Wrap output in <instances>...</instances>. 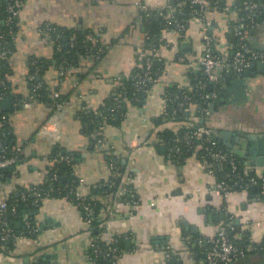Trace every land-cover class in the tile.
<instances>
[{
  "label": "crops",
  "instance_id": "0c3cea01",
  "mask_svg": "<svg viewBox=\"0 0 264 264\" xmlns=\"http://www.w3.org/2000/svg\"><path fill=\"white\" fill-rule=\"evenodd\" d=\"M16 2L19 14L7 57V76L13 94L27 98L29 63L32 59L52 56L53 37L42 32L45 24L84 32L100 31L101 42L107 48L95 60H82L76 67L71 66L64 75L54 64L45 67L40 79L52 88L56 86L57 91L66 96L60 110L36 101L28 107L11 105L12 109L6 111L1 100L9 96L0 97V124H5L19 156L13 166L2 170L0 203L11 196L34 195L36 188L47 180L51 165L49 155L55 145L75 152L74 173L84 179L81 193L94 198L91 188L96 190L111 171L101 148L91 149L78 111H98L115 95L116 87L140 64L147 51L154 56L160 73L143 99L128 103L118 122L104 123L101 128V147L111 148L113 154L122 159L125 171L116 196L102 198L105 203L99 213L100 225L91 227L74 201L44 194L36 204H31L21 219L22 223L33 222L37 233L34 237L16 238L12 248L0 252V264H32L38 257L47 264H92L89 249L93 238L105 243L121 240L115 264H165L166 250L173 256L174 264H197L191 244L197 238H212L223 220L220 214L228 212L232 213L234 221L238 220L234 225L241 229H248L246 219L252 222L253 239L262 241L264 195L256 188L233 191L227 196L215 194L211 188L216 179L207 172L203 162L194 155L180 162L174 160L158 136L162 128L172 126L173 129L177 124L156 122L164 112V88L172 83L189 87V74L201 75L198 59L203 39L197 20H189L183 32L163 28L157 37L158 46L153 48L152 44L144 43L146 22L139 18L138 5L144 3L153 8L151 16L157 17L150 16L149 21L155 22L164 18L165 11L170 12L174 0ZM240 2L226 0L227 11L212 10L206 14L218 35L219 49L232 47L223 31L230 21L239 18ZM246 38L255 48L264 49V19L247 32ZM0 57H3L1 53ZM245 73V96L238 103L220 104L214 111L210 109L206 124L213 130V136L217 132L264 136V71L253 65L239 77ZM254 147V151L260 152L258 146ZM261 152L257 156L264 159V148ZM237 158L250 164L248 159ZM252 166L264 171V164ZM131 194L135 202L128 204L123 196ZM21 221L17 222L18 227ZM256 221L260 224L255 225ZM232 264H264V254L249 253Z\"/></svg>",
  "mask_w": 264,
  "mask_h": 264
},
{
  "label": "trees",
  "instance_id": "16d2710c",
  "mask_svg": "<svg viewBox=\"0 0 264 264\" xmlns=\"http://www.w3.org/2000/svg\"><path fill=\"white\" fill-rule=\"evenodd\" d=\"M13 1L16 2V0H0V47L5 46L8 49H11V42L15 36L16 32V18L12 20L11 23L7 24L5 22L6 18L9 16L8 13V6L13 3ZM182 0H174V11L172 13H166L165 16L160 21H149L148 19L143 20L146 27V36L147 39L144 43L152 44L153 48L158 46L157 37L159 36V33L161 30L165 27H171V24H166V21L170 19L169 14H172V17L178 21L182 20L187 25L189 23L190 18L192 17L191 10L197 8L195 5H189V1L186 0L185 4L182 6H178V2ZM212 5H218V6H225L227 5L226 0H209ZM264 2V0H260ZM241 8V6H239ZM246 16V12L240 9L239 12V18L235 19L233 21L229 22V26L226 29V31H223V34H225L228 42L231 44V50H234L236 48V45L240 41L241 38H244L249 45L254 47V44L252 42H249V40L246 38L247 32L252 28L250 26H246L244 30L242 31V34L238 35L236 34V25H238L240 22L246 21L244 19ZM202 17H205V14L202 15ZM264 19V15H259L257 17L258 23H260ZM49 25V23H48ZM43 25V27H45ZM52 27L51 30H49V34L53 37V49H52V56L50 58H45L43 60L35 59L29 63L28 66V74H34L35 79L33 82L41 83V88L38 89L34 96L38 99V101H43L47 103L48 105H53L56 101H65L66 96H63L60 94L59 97H53L52 96V90L46 89L48 84H46L41 79L37 80V76L41 77V74L44 72L45 67L48 64H54L58 71L61 70V65H67V66H74L76 67L82 60H95L97 56L102 55L103 52H105L103 49L102 51L99 50V47H102L101 40L98 41L96 44L92 43L88 36H98L97 33L94 31H81L78 29H66V28H56L52 25H49ZM256 27V26H255ZM254 28V27H253ZM208 31L210 35L213 37L214 40V48L219 49V40H217L218 35H215V30L212 29L210 26L208 28ZM59 32L61 33V36L58 38V41L55 40L54 36L55 34ZM183 32V31H181ZM221 32V31H220ZM74 34V38L71 41L70 36ZM99 37V36H98ZM156 37V40L155 38ZM145 48H147L145 46ZM8 54L0 57V80L4 81V84L0 85V96H9L14 100H19L22 98L20 95H15L10 91V81L8 80V62H7ZM152 55L145 54L140 59V64H138L130 73L131 75H134L136 73L141 74L145 70V61L151 58ZM152 70L157 73V76H159V65L154 63V60L152 59ZM65 74V73H64ZM63 74V75H64ZM202 76L199 73H190L189 79H190V86L189 87H179L176 83H172L169 86H166L164 88V93L162 95L163 99L166 100V110L163 112L157 119V124H162L163 122L166 123L168 121L180 123L183 128L180 129L179 133L182 134L186 127H191L196 124L195 119H193L189 114L188 116L185 114L186 112H179L177 114L172 113L173 107L176 105V103L180 100H183L184 97H187L188 99L185 100V105L187 107L194 106V105H201V107H208L209 103L212 101L210 98H203L201 95L202 93H208L209 89L206 86L204 91H200L196 87V83L199 79H201ZM234 78L231 76H228L226 78L227 85L233 80ZM27 87L30 90L31 89V81L28 79V76L26 77ZM147 87L143 92H134L133 88V80L132 77L127 76L126 79H123L121 81L120 85L116 87L115 95L111 96L106 102L98 109V111L93 110H87V109H80L78 111V116L80 118V121L82 123V130L85 133V135L88 137L89 145L91 149L94 148H101V151L104 153L105 159L107 163L110 160H113L117 163L118 167L117 169H112L110 176L102 180L97 189L95 190L94 187L91 188V191L95 192L94 198H89L85 196L84 205L81 206V210L91 209L94 214L93 222L91 223V227H98L100 224L99 219V213L101 209L104 206V201L102 200L105 196L114 197L116 196V193L123 183V175L125 171V167L123 166L122 159L120 157H117V155L113 154V151L111 148H102L101 144H97L98 138H101L102 141V132L101 128L103 127L104 123H111V122H118L121 116V113L124 112V109L126 108V105L128 103H138L141 99H143V96L147 93L148 89L151 87V85L146 81L145 82ZM219 87V84L213 85V88ZM54 90L56 89V86H54ZM122 92V102L120 106L116 107L115 110L110 111L109 109L114 105L115 97L118 95L119 92ZM134 96H137L139 99L134 100ZM176 99L175 102H171V100ZM100 114H99V113ZM206 121V120H205ZM185 127V128H184ZM192 128V127H191ZM96 133H99V135H95ZM158 136L161 139L163 143H165L166 147L168 148L169 156L172 157L174 160H178L179 162L182 161L187 155H190L191 150H187L185 146L182 145V143H179L175 139V134L173 132L172 126H166L162 128L158 132ZM11 137L9 133L6 131L5 124H0V144L4 147H6V153L5 156L13 155L15 154V144L10 140ZM197 145L196 142L194 143V147ZM176 146L181 147V152L177 153L174 151V148ZM221 149L225 150L221 145H218ZM227 151V150H225ZM198 154L202 153V149L197 150ZM229 152V151H228ZM19 157V156H18ZM19 159V158H18ZM49 159H51V165L48 167V176L47 180L44 182L43 185L36 188V192L34 195L32 193H28L26 198L24 197H14L11 196L5 200L6 202V210L2 213H0V219L4 220L9 226H11L14 229V234H23L25 236L32 237L33 234L29 233L26 224L22 221V215L23 213L31 207V201H33L34 198L37 197V193L39 194V197H42L44 194L49 196H55L60 195L64 196L69 188H76L78 185V179L79 177L74 173V164H76V154L75 152H67L63 150L59 145H55L52 147V150L49 155ZM3 171H0V176L2 175ZM224 173L223 172H217L215 179L218 180L220 177H222ZM54 175H57L56 180H51V177ZM227 182L229 181L228 178H226ZM127 195L128 192H126ZM123 196V199H129V196ZM70 199V198H69ZM72 200V198L70 199ZM73 201V200H72ZM224 220V219H223ZM21 221L20 227L17 226V222ZM34 225L33 222H30ZM240 233V234H239ZM230 235L234 242L237 243L239 246H244L247 243L248 239V232L245 229H241L240 226L234 225L232 230H230ZM1 236V234H0ZM119 241H121L119 239ZM119 241L116 242V245L118 248L121 249L119 245ZM13 239H9L6 241L1 240L0 238V252L4 249H10L13 246ZM262 242L264 243V237L262 239ZM95 243L98 247H100L101 251H104L108 246H111L113 243H105V241L100 240L97 238L95 240ZM191 251L193 252L194 258L197 262H199L204 257L205 248L206 246L203 244L202 246L198 245L196 243V239L193 241V243L190 246ZM256 253L264 254V250L258 251ZM89 254H92V248L89 249ZM249 254V253H248ZM114 253L110 254V256H104V254L100 253L97 257V262H101L104 264H111L112 261L115 259ZM32 264H47L46 260L42 259L41 257H38L34 260ZM165 264H174L173 263V256L171 255V258L165 263Z\"/></svg>",
  "mask_w": 264,
  "mask_h": 264
},
{
  "label": "built area",
  "instance_id": "2783aa9c",
  "mask_svg": "<svg viewBox=\"0 0 264 264\" xmlns=\"http://www.w3.org/2000/svg\"><path fill=\"white\" fill-rule=\"evenodd\" d=\"M11 1V0H10ZM186 0H182L178 2V6H182L185 4ZM189 5H195L197 8L192 9L191 13L193 14L190 20L195 19L200 23V30L202 32L203 39V50L198 59V65L201 70L202 78L199 79L196 83L197 89L200 91H204L205 87H208V84L211 83L212 86L219 84V87L213 88L209 90L208 93H202V97L210 98L212 101L218 97L222 91L226 88V78L231 76L233 78H238L242 75L250 66L255 62H262L264 64V49H257L251 45H249L244 38H241L236 48L234 50L229 49H216L214 48V40L210 35L208 28L211 26L212 22L210 19L206 18V14L212 10L219 11H227L229 9L228 5L218 6L212 5L209 0H188ZM240 6L243 11L246 12L245 23L242 21L238 25H236V34H242V31L247 26L255 27L258 25L257 17L259 15H264V2L260 0H241ZM140 9L139 18L141 20L148 19L151 16V12L153 8L149 7L144 3H140L138 5ZM9 16L6 18L5 22L7 24L11 23L14 18H16L19 14V7L17 2L13 1L8 8ZM174 11V7L171 8L170 13ZM205 14L203 18L202 15ZM170 19L166 21V24H171L169 28L175 32L185 31L187 28V24L180 20H176L172 17V14H169ZM224 30V24L221 27ZM48 24L45 27H42V32L48 34L49 30H51ZM98 36H88V39L96 44L101 40L100 31L96 32ZM61 36V33L57 32L54 36L55 40L58 41V38ZM74 38V34L70 36L71 41ZM103 44V43H102ZM107 48V45L103 44L102 47H99V50ZM10 49L5 46H1L0 53L2 56L10 54ZM148 55L150 51L144 53ZM152 59L154 56L152 55ZM152 59H148L145 61V70L139 74L136 73L134 75L129 74V77H132L133 80V88L134 92H143L147 87L146 81L151 85V87L158 81L157 73L152 70ZM71 66L61 65L60 73L63 74L64 71H68ZM72 69V67H71ZM28 79L31 81V89L29 90V95L27 98H21L19 100H14L12 102V106L14 108L23 106L28 107L33 102L38 101V99L34 96V93L41 88V83L33 82L35 79L34 74H28ZM4 84L3 80H0V85ZM150 87V88H151ZM150 88L148 90H150ZM46 89L52 90L53 97H59L60 93L54 88L48 85ZM123 93L120 91L118 95L115 97L114 105L109 109L113 111L116 107L120 106L122 102ZM2 97V96H0ZM137 96H134V100H138ZM187 97H184L183 100H180L176 103V105L172 109L173 114H177L179 112H188L190 116L195 119L196 124L191 127H186L184 132L179 133L180 129L183 128L180 123L176 124L173 128V132L175 134V139L177 142L182 143L183 146L187 148V150H191L190 155H194L198 157L204 164L207 172L214 177L217 172H223L224 174L220 179L215 180L214 185L211 190L218 195L227 196L233 191H248L251 188H256L260 191L262 195H264V171H259L251 164H245L240 159L235 157L232 153L221 149L218 144L212 139L213 138V130L206 124L207 116L209 115L210 108L201 107V105H194L187 107L185 105V100ZM176 99L171 100V102H175ZM164 112L166 110V100ZM63 101H56L53 103V107L56 110H60L63 107ZM210 104V103H209ZM53 118V117H52ZM1 119L4 120L5 117L1 116ZM185 128V127H184ZM96 136L99 133L95 134ZM196 142L197 147H194V143ZM101 143V138H98L97 144ZM202 149V153L198 154L197 150ZM174 151L177 153L181 152V147L176 146ZM6 147L0 144V171L13 166L19 159L18 154L15 152L13 155L5 156ZM187 155L186 157L190 156ZM185 157V158H186ZM108 167L110 170L117 169L118 165L115 161L110 160L108 162ZM58 177L54 175L51 177V180H56ZM226 178L231 182H227ZM78 185L76 188H69L65 194L67 199H71L79 206L84 205L85 196L81 193V185L84 183V179L79 177ZM37 197L31 201V204H36L39 200V194H36ZM22 197L26 198L27 196L24 194ZM107 198V197H106ZM128 204H133L135 202L133 194L129 196V199L126 200ZM6 202L3 201L0 203V213L6 210ZM82 210L85 221L91 225L94 219V214L91 209ZM234 218L232 213H229L224 216V220H222L217 228L215 235L208 239L204 240L202 238H197L196 243L200 246L203 244L206 246L205 253L203 259H201L197 264H232L236 260L241 257L246 256L248 253H256L258 251L264 250V243L256 242L253 239L252 235V222L249 220H245V224L248 226V229H245L248 232L247 243L244 246L237 245L236 242L233 241L230 230H232L234 224ZM26 228L29 233L33 234L32 237L35 236L38 229L35 225L31 224L30 221H25ZM258 221L255 222V225H259ZM0 238L3 241L13 239L15 240L19 236H24L23 234H14V229L9 226L4 220L0 219ZM240 234V233H239ZM97 238H93L90 243V248H92V254L90 255V261L92 264H104L97 262V257L100 253L104 254V256H110V254L114 253L115 258L117 254L120 252V248L116 245L117 240L113 241L111 246H108L104 251H101L100 247L97 246L95 240ZM193 254V252H192ZM165 263L171 258L170 251L166 250L164 254ZM111 264H115V259Z\"/></svg>",
  "mask_w": 264,
  "mask_h": 264
},
{
  "label": "water",
  "instance_id": "95a60500",
  "mask_svg": "<svg viewBox=\"0 0 264 264\" xmlns=\"http://www.w3.org/2000/svg\"><path fill=\"white\" fill-rule=\"evenodd\" d=\"M173 2V0H171ZM151 17H157L154 16V14ZM252 32V30H251ZM156 39V38H155ZM254 66H258L260 68V71H264V64L262 62H255L253 63ZM251 65L250 67H252ZM249 67V68H250ZM246 76V73L239 78H236L232 80L229 85L222 91V93L216 97L213 101L210 102L209 108L211 111H214V108L216 105L220 104H230L233 102L238 103L239 99L242 98V96H245V86L246 83L244 81V77ZM124 77V76H123ZM40 79V76H37V80ZM208 89L212 90V84H208ZM229 94H233V98H228L227 96ZM2 108L3 110L10 111L12 109V102L10 97H5L1 100ZM188 116V112L185 113ZM233 135L228 132H217L213 136V140L218 144L221 145L225 150L229 151L233 155L239 157V158H245L249 160V163L252 165H262L264 164V159L262 157H258V154H262L261 149L264 148V136L262 134H251L248 136H245L242 134V132H237ZM233 138V139H232ZM232 142L235 143L234 146ZM258 146L259 151H254L255 147ZM124 162V161H123ZM9 168H6L5 170H8ZM254 189V187H253ZM224 213L220 214V217L224 219ZM238 223V220H235L233 224ZM130 244L131 242L128 241Z\"/></svg>",
  "mask_w": 264,
  "mask_h": 264
}]
</instances>
